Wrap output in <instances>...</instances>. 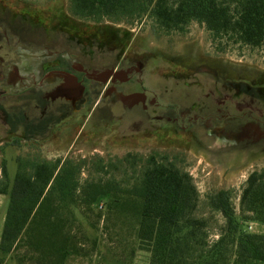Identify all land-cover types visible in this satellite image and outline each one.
<instances>
[{"label": "rangeland", "instance_id": "rangeland-1", "mask_svg": "<svg viewBox=\"0 0 264 264\" xmlns=\"http://www.w3.org/2000/svg\"><path fill=\"white\" fill-rule=\"evenodd\" d=\"M63 88L71 95L57 93ZM126 153L188 173L198 192L194 214L206 221L199 237L216 239L224 219L207 195L230 190L240 217L245 180L264 169V40L213 36L197 21L165 31L148 13L81 18L69 0H0V178L4 160L12 181L17 156L83 159L80 179L96 178L98 157L115 162ZM126 165L106 176L134 175L124 174ZM7 202L0 194V232ZM99 208L83 220L87 255L66 264L127 255L125 241L102 229L112 221L98 218ZM250 222L242 229L251 231ZM130 262L149 264V253L136 249ZM1 264H17L16 254Z\"/></svg>", "mask_w": 264, "mask_h": 264}, {"label": "trees", "instance_id": "trees-1", "mask_svg": "<svg viewBox=\"0 0 264 264\" xmlns=\"http://www.w3.org/2000/svg\"><path fill=\"white\" fill-rule=\"evenodd\" d=\"M69 9L77 17L93 20L148 13L165 31L183 32L197 21L213 36L234 35L251 46L264 40V0H69ZM15 160L12 181L5 161L1 162L0 194L8 202L0 233V264L11 253L17 264H66L86 256L83 220L95 207H100L98 218L105 215L112 221L108 227L105 219L102 229L112 230L116 240L129 247L125 258H115L114 264H131L136 249L149 253V264H230L231 254L235 264L264 261V234L241 227L243 220L264 224V169L248 174L239 197L240 217L230 190L207 195L208 207L224 219L218 237L208 241L206 221L194 214L198 192L191 176L155 155L144 159L126 153L115 162L98 157L96 171L101 175L82 180L83 159L17 156ZM123 162L124 174L134 175L106 176ZM91 227L96 234L98 224Z\"/></svg>", "mask_w": 264, "mask_h": 264}, {"label": "crops", "instance_id": "crops-1", "mask_svg": "<svg viewBox=\"0 0 264 264\" xmlns=\"http://www.w3.org/2000/svg\"><path fill=\"white\" fill-rule=\"evenodd\" d=\"M4 216H5V214H4ZM4 216H3V220H4ZM250 223H251L250 230L252 229L251 232L264 234V224L258 223V222H250Z\"/></svg>", "mask_w": 264, "mask_h": 264}, {"label": "flooded vegetation", "instance_id": "flooded-vegetation-1", "mask_svg": "<svg viewBox=\"0 0 264 264\" xmlns=\"http://www.w3.org/2000/svg\"><path fill=\"white\" fill-rule=\"evenodd\" d=\"M59 73H61V72H59ZM68 78H69V76L67 77V79H68ZM69 79H70V78H69ZM236 85H237V83H236ZM66 86H67V85H66ZM66 86H65V87H66ZM65 87H64V88H65ZM247 87H248V85H247ZM64 88H63V89H59V90L57 91V93H59L60 95H61V94H69V95H71L70 89H67V90L65 89V90H64ZM70 97H71V96H70Z\"/></svg>", "mask_w": 264, "mask_h": 264}]
</instances>
